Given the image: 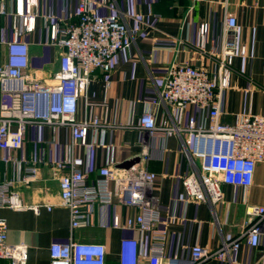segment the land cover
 Wrapping results in <instances>:
<instances>
[{"label": "built area", "instance_id": "2783aa9c", "mask_svg": "<svg viewBox=\"0 0 264 264\" xmlns=\"http://www.w3.org/2000/svg\"><path fill=\"white\" fill-rule=\"evenodd\" d=\"M92 3L79 0L77 12L67 18L52 12L42 15L46 32L43 42L61 49L58 70L42 81L28 72L31 50L24 38L37 28L39 0H11V6L7 0H0V19L14 17L12 38H8L6 29L0 31V46H7L5 60L0 58V264L29 263V245L9 241V226L2 210L54 207L52 203L28 205L16 188L18 183L30 185L37 181L40 165L46 160L44 151L36 159L17 155L24 149L27 130L33 125L63 127L70 133L64 160L51 166L60 184L59 205L70 213L71 236L51 244V264H107L106 244L74 238L76 229L95 224V206L119 205L131 211L124 222L119 215L112 221V227H125L138 234L121 239L118 264L222 262L230 260L243 243L259 247L264 234V205L248 203L243 230L236 238L224 240L217 248L197 243L188 255L168 256L169 222L163 219L155 193L157 173L145 165L120 171L113 154L97 169L94 178L88 169L79 167L77 147L92 148L90 130L105 131L109 126L98 115L78 119L79 102L96 72L109 71L117 55L133 42L123 13L101 15L93 10ZM199 29L198 46L203 50L209 25L202 23ZM237 29V17L228 14L225 32ZM246 52L245 46L227 43L213 69L191 61L171 62L162 88L155 96L144 99L146 109L138 118L137 127L150 137H180L191 165V171L182 177L185 194L212 206L225 205V186L232 187L233 202H246L257 165L264 163V115L239 113L233 124L221 121V96L233 86L234 59ZM161 104L167 107L168 117L158 120L155 108ZM190 107L205 114L202 121L195 115L185 116ZM44 144L53 145L55 141ZM142 156L145 161L150 159L147 149L143 148Z\"/></svg>", "mask_w": 264, "mask_h": 264}, {"label": "crops", "instance_id": "0c3cea01", "mask_svg": "<svg viewBox=\"0 0 264 264\" xmlns=\"http://www.w3.org/2000/svg\"><path fill=\"white\" fill-rule=\"evenodd\" d=\"M92 1V8L98 14L123 13L133 42L117 55L109 71L96 72L79 102L78 119L98 115L109 125L105 131L90 130L88 140L94 143L92 148L77 147L79 167L88 169L94 178L97 169L113 154L120 171L145 165L157 173L155 193L160 199L163 219L169 222L168 256L188 255L197 243L217 248L224 240L236 238L247 218V204L264 205V163L257 165L246 202L242 199L233 202V189L225 186V205L212 206L185 194L182 177L191 171V165L180 137L162 134L150 137L137 123L146 109L144 99L155 96L162 88L171 62L191 61L213 69L227 43L245 46L247 52L234 59L233 86L221 96V121L233 124L239 113L264 115V0H107L105 4L101 0ZM7 3L11 6V0ZM78 3L79 0H39L37 28L24 36L30 43L28 72L31 75L47 80L60 65L61 49L43 42L46 32L42 15L52 12L67 18L77 12ZM228 14L237 17V31L225 32ZM13 23L12 15L0 19V31L6 29L9 39L13 35ZM202 23L209 25L203 50L198 46ZM6 51L7 46L1 45V61L5 60ZM155 113L158 120L168 117V109L163 104L155 108ZM192 115L198 121L205 116L190 107L185 116ZM51 140L55 144L45 146L44 142ZM25 141L24 149L17 153L19 157L36 159L44 151L46 160L40 165L37 181L30 185L18 183L16 188L26 204L52 203L54 207L51 210L45 206L38 210L29 207L21 211L5 208L2 214L8 222L9 241L29 245L28 264H51V244L67 241L71 236L70 213L59 205L60 184L51 166L64 160L70 133L63 127L33 125L27 130ZM143 148L149 152L148 161L142 156ZM133 158L137 159L132 165L123 166ZM11 175L14 177L13 171ZM95 213V224L76 229L74 238L106 244L107 264H118L121 239L138 234L125 227H112V221L119 215L124 222L131 211L113 205L95 206ZM202 264H264V234L259 247L243 243L230 260H209Z\"/></svg>", "mask_w": 264, "mask_h": 264}, {"label": "water", "instance_id": "95a60500", "mask_svg": "<svg viewBox=\"0 0 264 264\" xmlns=\"http://www.w3.org/2000/svg\"><path fill=\"white\" fill-rule=\"evenodd\" d=\"M137 158H133V159H130L128 160L123 166H130L132 165L135 161H136Z\"/></svg>", "mask_w": 264, "mask_h": 264}]
</instances>
